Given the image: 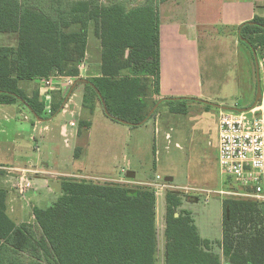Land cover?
<instances>
[{"label": "trees", "instance_id": "obj_1", "mask_svg": "<svg viewBox=\"0 0 264 264\" xmlns=\"http://www.w3.org/2000/svg\"><path fill=\"white\" fill-rule=\"evenodd\" d=\"M42 1L0 0V34L16 37L15 46L0 47V105L29 110L28 105L47 120L39 93L28 97L20 82L80 79L94 29L102 47V76L84 85L83 109L93 115L100 104L105 114V101L115 119L144 121L159 103L154 99L160 92L159 6L169 0H46L44 6ZM252 22L240 27L239 36L263 55L264 18ZM64 102L53 105L50 117L61 112ZM91 125L81 121L79 135ZM61 181L58 200L33 209L34 225H18L7 213L6 192L0 191V264H157V195L151 187ZM185 199L198 200L180 191L166 193L165 264H264L263 204L225 198L222 240L214 242L201 237L193 213L183 209Z\"/></svg>", "mask_w": 264, "mask_h": 264}, {"label": "rangeland", "instance_id": "obj_2", "mask_svg": "<svg viewBox=\"0 0 264 264\" xmlns=\"http://www.w3.org/2000/svg\"><path fill=\"white\" fill-rule=\"evenodd\" d=\"M41 4L47 5V1L43 0ZM256 8L259 16L264 18V0H257ZM89 34L90 45L92 46L94 42L98 43L94 29H91ZM210 44L208 53L204 51L207 48L206 43L203 42L202 63L205 89L207 94L213 97L210 102L238 110L250 109L257 93V69L252 51L246 46V49H234V47H228V42L225 44L213 38L210 39ZM206 53H208L207 56ZM75 95H77L75 97L76 108L81 112L79 89ZM173 109H185V113L170 112ZM219 113L217 108L199 101L176 102L172 105L163 103L158 108L160 130L163 134L159 137L157 146L153 145L151 136L146 133L145 127L140 128L143 127L140 126L137 129L142 130H134L135 133H139L140 138H144L142 146L147 144L146 139L149 140L148 153H145L144 148L138 154L134 145V136L128 137V145L124 144L125 137L120 129L126 126L105 117L104 114L93 121L95 125L91 131L84 130L78 139L77 131L80 121L84 119L90 121L91 115L84 109L81 116L75 114L72 116L69 112L48 123L51 131L41 133L42 138L38 137L42 159L35 164H38L39 170L49 171L42 163H51V171L56 168L62 172H73L75 169H84L87 166L88 170L85 173L97 177L87 180L102 184H122L112 179L126 176L123 170H135L138 174L136 181L146 180L150 183L156 182L157 176L164 182H166V177H173L172 184L177 187L176 189L190 188L182 192L184 196L198 198L191 204L186 202V199L184 201L186 207L193 213L202 238L214 242L221 241L222 200L226 196L222 197L219 193L229 189L228 184L231 180L223 174L218 161ZM72 121L77 122L75 128L69 125ZM63 126H66L68 133L72 135L69 139L61 134ZM165 132H170L173 137L170 145L165 139ZM118 139L121 145L117 144ZM177 143L180 144V148H177ZM156 149H158L157 154ZM75 154L79 158H76ZM128 159L132 162L130 167L127 164ZM31 169L34 170L33 167ZM38 180L37 177L32 178L33 188L25 194L19 196V193L16 194L13 191L21 199L18 202L20 206L28 207L34 204L35 195L39 193L44 196L50 195L47 188H40L41 183ZM170 191L176 190L173 188ZM206 192H211V194L208 195ZM157 200L159 208L157 264H165V221L161 219L164 214L165 194H161ZM10 214L15 221L19 222V216L12 212ZM33 222L34 225L35 221ZM215 251L222 255L218 246ZM223 264H226L224 260Z\"/></svg>", "mask_w": 264, "mask_h": 264}, {"label": "crops", "instance_id": "obj_3", "mask_svg": "<svg viewBox=\"0 0 264 264\" xmlns=\"http://www.w3.org/2000/svg\"><path fill=\"white\" fill-rule=\"evenodd\" d=\"M256 6L257 0H169L165 3L160 4V92L159 94L154 95V99L156 101H161L167 98H181L188 100L189 102H196L198 100H206L209 102L212 101L213 97L208 95L205 89L206 83L202 71L203 42L206 43L207 49L204 50L205 52H208V50H210V39L212 38L225 44L226 42H228V47H234V49H246L247 46L245 47V45L241 42L239 36L240 27L245 23L252 22L256 16H259V12L256 10ZM15 44V36H12L10 34H0V47L15 46ZM208 53H206L205 55L207 56ZM101 76L102 47L100 44V40L98 39V43L94 42L92 46L90 45V42L88 40L86 57L80 66V78L88 81H94ZM42 82L43 80H40V83L39 80H25L21 81L19 85L20 88L24 90L26 95L32 98L37 93H39L40 95L43 84ZM55 85L56 88L51 93V101L49 103H45V117L47 120H44L43 122L37 120L28 109L20 104L0 105V167L7 169L29 170H31V167H33L34 170H32L37 171L38 173L36 175H31V180L32 178L34 179L37 177V179H39L38 182L41 183L40 188H47L50 194L49 196H44L39 193V195H35L36 202H34V204H31L28 207H24L23 205L20 206L18 202H20L21 199L20 197H17L16 194L19 193V196L21 194L16 187L17 177L15 173L11 171H0V191L6 192L7 213L10 217L11 212L12 214H16L17 216H19V222L15 221L11 217L18 225L24 223L33 224V220L35 221L33 209L35 207L48 208L58 200L60 195L56 194L49 187V181H61L62 178H76L86 180L88 178H97L85 173L88 170L86 168L87 166L85 168L82 167L84 169H75L73 172H62L60 170H57L56 168H53L51 171V163H42L43 166H45V168L49 171L39 170L40 168H38V164H35L42 159V155L40 152L41 145L39 143L40 139H38V137L45 131L50 132L51 129L47 124L53 122L54 119L63 114L62 112H60L59 114L50 117L52 107L61 99H66L70 91V88L64 86L62 80L56 81ZM84 85L85 84H80L75 89V92L79 89L81 94V112L76 108L75 97L77 95H75V93L68 101L70 111H73V113L80 116L83 111L82 102L85 89ZM101 110L102 107L100 106V104H98L94 114L91 115L90 121L92 125L89 130L85 131L88 132L93 129L95 125L93 121L96 120L97 117L100 118V116L104 114V112H101ZM219 111L221 112V110ZM85 113L86 112H84V114ZM104 116L107 117L105 114ZM81 121H85V119ZM122 125L126 126L123 129H120L125 137L124 144L128 145V137L134 136V145L138 154L144 148L145 153H148L149 140L146 139L147 144L145 146H142L144 138H140V135H138L139 133H135L134 131L142 130L137 129L140 126L134 127L126 124ZM142 126L143 127L140 128H146V133H149V135L151 136L153 145L157 146L159 137L161 136V134H163L160 130L159 114H157L154 118L150 119ZM171 131L172 129L170 130V132ZM170 132L164 133L165 139L168 141L169 145L171 144V140L173 138ZM82 134L79 135V130L77 131L78 139ZM168 136H170V139L167 138ZM40 138L42 137L40 136ZM117 144L121 145L120 139L117 140ZM177 145L180 144L177 143ZM155 151L157 154L158 149H156ZM75 157L79 158L77 156ZM61 161H63V159ZM74 161L75 159L72 161V163H74ZM131 163L132 162L128 159V167H130L129 165H131ZM125 171L126 170H123L125 174H127L128 171H133L136 174V178L134 180H129L124 175L123 178L119 177L112 180L124 184H150V182L146 180L136 181L138 174L135 170ZM173 188L176 191L180 192L190 189L186 188L179 190L176 189L177 187H175L172 183H168V189L170 190ZM13 191L16 194H14ZM54 194L56 196H53ZM164 194V214L161 217L163 221H165L166 214V193ZM186 202L191 204V200H187ZM183 209L189 210L185 205V201L183 203ZM158 210L159 208L157 202V222L159 220Z\"/></svg>", "mask_w": 264, "mask_h": 264}, {"label": "built area", "instance_id": "obj_4", "mask_svg": "<svg viewBox=\"0 0 264 264\" xmlns=\"http://www.w3.org/2000/svg\"><path fill=\"white\" fill-rule=\"evenodd\" d=\"M144 0H138L141 3ZM107 4L108 0H101ZM258 65L261 84V99L249 112L238 113L221 111L219 115V165L224 175L230 179L227 191H221L220 196L234 197L257 201L264 205V54L258 55ZM62 80L64 86L71 88L76 77L56 76L44 79L40 98L43 102L51 101V93L56 88L55 82ZM63 114L75 113L70 111L68 103L61 109ZM76 115V114H75ZM75 128L77 122H70ZM62 136L69 139L67 127H62ZM170 139V136L167 137ZM70 141V140H69ZM177 148H180L177 145ZM0 171L14 172L17 177V190L25 194L33 188L31 175L38 172L32 169H7L0 167ZM157 198L167 192L168 183L157 176L156 182L147 184ZM186 192V190H185ZM207 193V192H206ZM208 195L211 192L207 193Z\"/></svg>", "mask_w": 264, "mask_h": 264}, {"label": "water", "instance_id": "obj_5", "mask_svg": "<svg viewBox=\"0 0 264 264\" xmlns=\"http://www.w3.org/2000/svg\"><path fill=\"white\" fill-rule=\"evenodd\" d=\"M250 24H255L254 22H249ZM251 51H252V54L255 58V61H256V69H257V90H256V98H255V102L253 104V106L250 108V109H247V110H238V109H235V108H228V107H225V106H220V105H216V104H213L209 101H203V100H198L199 102H202L208 106H212V107H215L221 111H232V112H238V113H244V112H249L251 109H253L257 104L258 102L260 101L261 99V84H260V74H259V65H258V54L256 52V50L254 48L251 47ZM90 83L88 80H85V79H78L74 82V84L72 85V87L70 88V91L65 99V102L62 106L61 109H63V107L68 103V101L70 100L71 96L73 95V92L75 91L76 87L80 84H88ZM99 93V91H98ZM100 94V93H99ZM180 100H183L181 98H167V99H164V100H161L159 101V103H157L152 109L151 111L149 112L147 118L142 121L141 123H138V124H132V123H128V122H125L123 120H117L115 119L114 117H112L107 109V105L105 103V101H103V106H104V110H105V114L106 116H108L110 119L112 120H115V121H118L122 124H126V125H129V126H142L144 125L146 122H148L151 117L155 114V112L158 110L159 106L164 102V101H180ZM23 103H25L24 100H21ZM27 107L29 108V110L32 112V114L34 115V117L39 120V121H44L43 118L39 117L28 105ZM126 177L127 179L129 180H134L136 178V174L133 172V171H128L127 174H126ZM165 181L166 183H173L174 181V178L173 177H166L165 178ZM49 187L58 195H62L63 194V183L62 181H57V180H51L49 181ZM262 211H263V215H264V205L262 206ZM176 217H178V214L176 215Z\"/></svg>", "mask_w": 264, "mask_h": 264}]
</instances>
